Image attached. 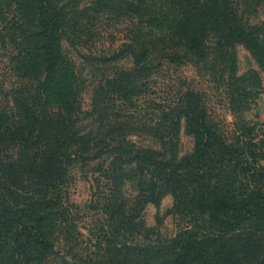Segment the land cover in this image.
I'll return each mask as SVG.
<instances>
[{"label":"trees","instance_id":"trees-1","mask_svg":"<svg viewBox=\"0 0 264 264\" xmlns=\"http://www.w3.org/2000/svg\"><path fill=\"white\" fill-rule=\"evenodd\" d=\"M73 2L14 0L11 25L0 8V218L11 229L0 264H20L21 229L45 236L74 164L91 167L107 218L108 256L93 264H264V134L246 116L263 89L264 19L234 0H127L128 39L103 58L131 65L100 77L86 112L62 49ZM239 46L260 70L251 85ZM187 64L209 70L233 121L188 81L160 92L156 78ZM169 195L178 231L164 237L144 214Z\"/></svg>","mask_w":264,"mask_h":264},{"label":"rangeland","instance_id":"rangeland-1","mask_svg":"<svg viewBox=\"0 0 264 264\" xmlns=\"http://www.w3.org/2000/svg\"><path fill=\"white\" fill-rule=\"evenodd\" d=\"M126 1L74 0L69 9L64 10V13H67L68 28L67 33L63 34L62 49L64 55L72 59L79 75L80 97L83 110L86 112L91 107L93 86L101 79L100 77H107L113 73V69L131 65L127 58H120L116 62L104 60L114 52H119L128 39L132 24ZM128 1L138 5L137 0ZM254 2L234 0V4L242 10L247 6L251 8L245 14L252 22H260L264 19V0ZM14 5V0H0L5 25H11L16 20ZM237 49L238 74L246 75L245 83L251 85L256 80L253 72L260 70L247 49L242 46ZM208 73L209 70L206 72L194 64H187L166 70L164 76L161 74L156 80L161 86L162 94H166L165 92L172 86L183 81L197 85L206 90L209 105L214 112L223 119L233 121L228 100L218 90L219 85L213 82ZM261 79L263 81L261 92L264 95L262 72ZM250 108L246 113L248 120L252 124H257L259 134H264V105L263 110L260 108L261 112L258 106L252 105ZM181 134L184 148L189 149L191 138L183 131ZM90 168L88 166L83 169L76 164L69 167L67 180L59 185L56 193L59 209L53 208L44 219L45 236L38 237L35 231L29 233L28 230H20L22 235L19 237L25 245L21 259L19 258L20 264H93L97 257L108 256V244L105 243L108 235L101 230L107 227V218L98 203L100 199H96V188ZM172 204L173 199L169 195L159 207L148 205L144 214L146 224L158 228L164 237L174 235L178 231L177 220L170 213ZM10 237L11 229L6 224L2 225L0 218V261L6 259L7 254L3 249L8 245Z\"/></svg>","mask_w":264,"mask_h":264},{"label":"crops","instance_id":"crops-1","mask_svg":"<svg viewBox=\"0 0 264 264\" xmlns=\"http://www.w3.org/2000/svg\"><path fill=\"white\" fill-rule=\"evenodd\" d=\"M263 97H264V95H263V93L260 95V98H259V105H258V108H259V110H260V112H261V109L263 110V105H264V100H263ZM261 108V109H260ZM262 114V113H261Z\"/></svg>","mask_w":264,"mask_h":264}]
</instances>
